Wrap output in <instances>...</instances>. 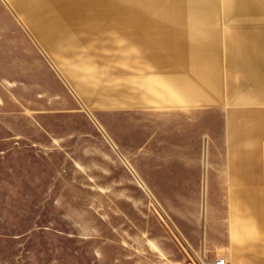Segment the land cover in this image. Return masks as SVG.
Wrapping results in <instances>:
<instances>
[{
  "label": "crops",
  "instance_id": "0c3cea01",
  "mask_svg": "<svg viewBox=\"0 0 264 264\" xmlns=\"http://www.w3.org/2000/svg\"><path fill=\"white\" fill-rule=\"evenodd\" d=\"M24 4L32 8L36 0H13L15 7ZM226 4L224 15H211L207 24L212 32L223 21L224 37L212 32L177 43L147 36L203 31L200 15L178 14L146 18L136 31H148L109 40L117 51L146 53L119 58L147 72L117 71L116 81L107 82L117 87L116 98L91 99L97 88L62 81L37 53L17 81L0 76V222L13 226L0 230V264H34L30 250L24 254L26 243L38 233L51 239L49 228L23 231L14 222L70 219L71 231L60 234L85 242L84 201L119 197L145 198L146 206L153 198L162 218L158 214L153 239L141 238L142 252L150 254L148 244H156L160 264H212L218 257L226 264H264V0ZM57 44L54 52L100 46ZM83 103L99 106L83 112ZM111 168L120 169V179ZM94 203L92 214L101 216L104 210ZM140 214V228L149 232L147 214Z\"/></svg>",
  "mask_w": 264,
  "mask_h": 264
},
{
  "label": "rangeland",
  "instance_id": "374dc122",
  "mask_svg": "<svg viewBox=\"0 0 264 264\" xmlns=\"http://www.w3.org/2000/svg\"><path fill=\"white\" fill-rule=\"evenodd\" d=\"M227 1L36 0L35 7L31 8L27 4L15 7L13 0H0V76L17 81L21 69L31 67L34 63L35 53H37L48 66H52L58 72L62 81L67 83L71 79L77 86L97 88V97H94V93L89 92L91 99L100 100L102 94L105 95V100H109L110 95L116 98L117 87L108 88L107 86L110 84L107 82L116 81L115 73L117 71L122 69L128 75L131 72H147V69L133 70L130 64L123 65L120 63L119 58L129 59L133 53L113 49L109 45L111 42L109 40L120 38V35L129 34L130 32L148 31H136L137 28H145L142 25L146 23V18L150 22H155L156 18L177 16L178 14L200 15V25H202L200 28L203 31L147 36H154L157 39L161 37L162 40H165L167 36H171L170 40L177 43L179 40L191 42L198 34L209 36L212 32H219L224 37L228 35L229 31L224 30L223 21L217 22V27L220 30L212 32L209 30L213 26L207 24H209L208 20L211 15H217L218 17L224 15L225 8H229V5L226 4ZM249 1L255 3L256 0ZM30 15L34 16L32 22L27 19V16ZM65 22L73 23V25H56ZM40 24L50 25L43 27ZM65 27L73 30L51 32V29ZM47 30L49 32H46ZM36 33L44 35L43 38H40L44 39L43 42L36 36ZM183 35H189L190 38L187 39ZM134 37L140 36L134 35ZM67 40L89 41L91 45L99 43L100 46L89 51L84 48L85 45H82L74 52H54L56 51L54 48L59 45L57 43ZM222 48L221 50L224 52ZM151 50L160 52L158 48L149 49V52ZM145 54L144 51H137L133 56L143 57ZM83 63H85V66H83ZM146 64L138 63L137 65L143 66ZM150 65H161V63H150ZM218 67L222 73L226 67L223 58L220 59ZM221 77L223 79L224 74H221ZM132 89V86H126L124 90L126 93H132ZM124 90H121V92ZM72 93L77 96L74 92ZM142 93L144 92L142 91ZM92 106L99 105L83 103L78 104V109L84 112L86 108ZM65 109L66 107H63V111ZM64 119H66L65 115ZM64 127L65 129L69 128L65 124ZM112 147V159L118 162L121 159L119 151L114 146ZM120 173V169L111 168L110 174L116 179L121 178ZM115 190H122L121 182ZM131 200L134 201L133 205L136 204L135 208L129 206ZM94 202L98 204L102 211L104 210L105 213L103 212L101 216L92 214L91 207L95 206ZM110 207L112 212L108 214L106 211ZM84 208L86 209L83 218L86 229L85 242L82 239L71 238L68 240L60 234L62 231H71L70 219L54 216L22 219L19 222H14V226L21 228L23 231L40 227L49 228L52 232L51 239L46 242L38 233L41 231H38V234L34 236V242L30 245L27 242L24 246V254L30 250L28 255L31 256L34 264H79L80 261L85 264V259L87 260L86 264H145V259L151 261L150 264H160L159 259L162 256H160L156 244H148L151 250L150 254L144 256L142 252L143 241L141 238L153 239V236L157 235L156 219L160 213L152 197H147V206L145 198L140 197L131 199L119 197L114 200L103 199L99 202L86 199ZM140 211L147 214L146 217H143V220L150 222L149 232L144 231L143 233L140 228V221L142 220ZM11 223L0 222V230L12 226ZM146 242L150 241L147 240ZM163 258H165V255Z\"/></svg>",
  "mask_w": 264,
  "mask_h": 264
},
{
  "label": "built area",
  "instance_id": "2783aa9c",
  "mask_svg": "<svg viewBox=\"0 0 264 264\" xmlns=\"http://www.w3.org/2000/svg\"><path fill=\"white\" fill-rule=\"evenodd\" d=\"M186 264H192V263H186ZM203 264V263H202ZM212 264H226L225 259L223 257H218Z\"/></svg>",
  "mask_w": 264,
  "mask_h": 264
}]
</instances>
